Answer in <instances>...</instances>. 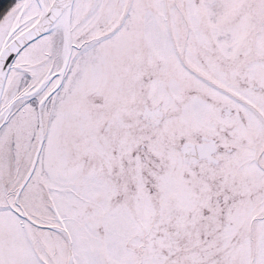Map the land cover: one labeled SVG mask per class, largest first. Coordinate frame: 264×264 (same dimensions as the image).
<instances>
[{
    "label": "snow or ice",
    "instance_id": "snow-or-ice-1",
    "mask_svg": "<svg viewBox=\"0 0 264 264\" xmlns=\"http://www.w3.org/2000/svg\"><path fill=\"white\" fill-rule=\"evenodd\" d=\"M0 264H264V0H0Z\"/></svg>",
    "mask_w": 264,
    "mask_h": 264
},
{
    "label": "trees",
    "instance_id": "trees-1",
    "mask_svg": "<svg viewBox=\"0 0 264 264\" xmlns=\"http://www.w3.org/2000/svg\"><path fill=\"white\" fill-rule=\"evenodd\" d=\"M5 7H7V5H5Z\"/></svg>",
    "mask_w": 264,
    "mask_h": 264
}]
</instances>
